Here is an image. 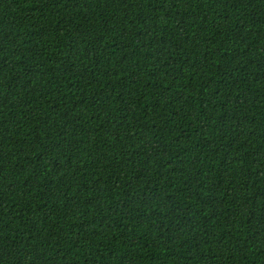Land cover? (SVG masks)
<instances>
[{
    "label": "trees",
    "instance_id": "16d2710c",
    "mask_svg": "<svg viewBox=\"0 0 264 264\" xmlns=\"http://www.w3.org/2000/svg\"><path fill=\"white\" fill-rule=\"evenodd\" d=\"M0 264H264V0H0Z\"/></svg>",
    "mask_w": 264,
    "mask_h": 264
}]
</instances>
